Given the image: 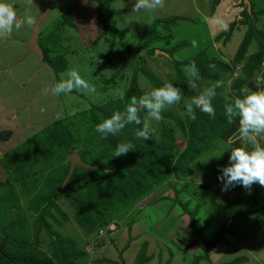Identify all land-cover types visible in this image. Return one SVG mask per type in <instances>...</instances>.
Returning a JSON list of instances; mask_svg holds the SVG:
<instances>
[{
  "label": "rangeland",
  "instance_id": "374dc122",
  "mask_svg": "<svg viewBox=\"0 0 264 264\" xmlns=\"http://www.w3.org/2000/svg\"><path fill=\"white\" fill-rule=\"evenodd\" d=\"M214 1L165 0L164 7L154 12H134L135 0H4L14 7L17 20L23 22L19 30L14 28L10 35L0 38V97L10 112L6 124L0 121V159L3 157L1 165L6 172V182L11 186L3 190L6 205H0V227L3 228L0 241L6 243L9 250L14 249L13 243L23 242L30 256L59 264L52 238L44 230L48 228L61 240L73 241L77 250L83 252L76 264H135L142 251L151 256L147 264H223L235 260L237 264H264V214L259 218L251 217L250 222L239 219L230 226L232 232L225 231L223 239L204 253L206 247L200 240L211 241L225 222L214 211L212 219L209 218L215 205L211 199L221 189L213 181L216 162L224 160L220 166L226 167L232 149L222 140H212L209 148L188 165L192 176L176 178L172 174L152 183L142 197L124 204L115 202L108 211L97 206L96 199L90 196L94 188L88 178L102 177L96 169L86 176L82 167H76L72 181L62 188L69 157L74 152L91 166H94L93 158H99L96 160L105 168L122 160V157H113L116 145L132 141L135 124L104 139L95 131L94 120L98 118L101 123L114 112L124 110L130 99H119L118 91L123 90L126 95L137 85L143 95L165 81L181 89V102L166 107L162 121L151 122L156 132L150 139L158 144L167 127L175 136L174 155H179L188 143L185 129L184 132L179 130L176 119L184 128L189 127L188 116L182 113H186L184 102L190 100L180 87L177 75L186 77V66L195 62L203 69L215 58L224 60L229 69L220 70L219 81H223V86L216 89L215 99L228 94L226 103L237 97L236 83L243 75L249 76L252 70L249 77L263 79L259 73L262 75L264 71V58L262 65L252 63H256L259 51L264 48V0H248L246 4L243 0L242 5L240 0H217L216 5ZM219 1L235 9V14L222 15L220 20L211 19ZM250 2L254 6L247 14ZM46 7L51 10L39 27L37 44L43 51L40 59L37 54L29 55L27 42L33 25L26 23V17L31 16L36 21ZM237 14L242 18L237 19ZM226 18L227 27L220 35L228 43L216 41V29L224 25ZM103 24L112 26L122 36L113 34ZM207 25L215 31L211 35L204 32ZM250 28L254 34L251 37ZM223 43L227 45L222 47ZM151 49L155 54L149 53ZM166 52L171 53L172 63L162 55ZM50 61L56 66L52 67ZM174 62L179 73L172 69ZM144 68L152 72L154 80L143 75L141 69ZM71 69L92 83L96 92L74 90L59 96L50 91L48 95L42 94L43 89H51L62 74ZM215 82L200 81L199 90L202 92ZM41 107L46 111L42 112ZM58 113L62 118L57 119ZM146 116L144 112L143 118ZM54 127L62 129L58 139L49 146L43 145L41 133ZM31 155L32 159L28 160ZM176 159L174 156L171 162ZM188 185L195 195L183 189ZM59 188L64 192L55 199L54 205L48 200L41 205L36 201L39 193L49 199ZM260 188L264 191V187ZM174 190L179 194H174ZM175 196L190 209L198 205L197 201H202L196 227L210 221L203 233L189 230L191 219L182 215ZM171 206L176 210L169 211ZM78 208L84 210L87 230L81 225ZM204 208L209 210L208 215ZM94 209L96 213H104L106 223L102 227L103 223L96 221ZM230 224L231 221H227L225 226ZM38 228L39 234L35 237Z\"/></svg>",
  "mask_w": 264,
  "mask_h": 264
},
{
  "label": "trees",
  "instance_id": "16d2710c",
  "mask_svg": "<svg viewBox=\"0 0 264 264\" xmlns=\"http://www.w3.org/2000/svg\"><path fill=\"white\" fill-rule=\"evenodd\" d=\"M97 2V0H94ZM214 3H217V0L214 1ZM252 15V14H251ZM68 20V19H66ZM157 24H160L161 22H156ZM106 25V23H104ZM106 29L113 34H119V32L115 31L112 29V26H105ZM256 33V32H255ZM122 36V34H119ZM250 37L253 36V32H249ZM250 37H247L249 40ZM43 52V51H42ZM45 52V51H44ZM150 54H155V50L151 49ZM165 60L169 61L172 63V55L170 52H166L164 54ZM264 58V48L259 51V57L256 59V63H252L254 66L258 64L262 65V61ZM54 61H50V64L52 67H55L56 65L53 63ZM183 61H181L182 63ZM176 63L172 65L173 71L176 73H179L178 67H175ZM210 65H214L215 67H210ZM199 66V65H196ZM217 66L221 67L219 69ZM58 69V68H57ZM227 70L229 67L227 65H220L218 64L215 60H211L210 62L207 63L205 68L201 69L199 66V74H200V79L196 81L197 83V88L196 89H191L188 85V76L183 77L180 75H177V81L181 85H179L182 90L185 92V95L191 100L192 97L197 96L201 93L199 90L200 86V81H210V82H215L221 79L220 75V70ZM254 69V67L252 68ZM216 71V72H215ZM141 72L143 75H145L149 80L153 79L154 80V75L152 72L147 71V69H141ZM252 72V70H251ZM249 72V76L252 75V73ZM182 75V74H181ZM248 76V77H249ZM261 77L264 79V71L262 72ZM137 78V77H136ZM252 79V78H251ZM134 84L135 79H133ZM162 83V82H158ZM202 83V82H201ZM239 89L236 90L235 96L239 97L240 95V89L245 82L243 80L237 82ZM131 92H128L125 95L126 101L131 99L132 96H141V91L140 89L137 88V85L134 87H131ZM228 94L225 96H220L221 99L216 100L215 97L212 99V105L215 108V118L213 119L212 117L208 116L207 114L203 113L200 111V109H195V114H196V119L192 120L188 117V128H184V125L182 122L176 119V122L178 123V128L182 132H184L187 135V143L188 145L186 146V149L179 155H174L175 154V136L172 135V130H166L168 129L166 127L165 133L161 140L159 141L158 144L153 143L150 139L144 141L143 139H138L135 136V133H132V141L131 143L134 145L133 150H129V152L126 155L120 156L122 157L120 163H114L112 164L111 167L105 168L101 165H99V158H93V165H90V169L86 170L84 169V174L86 176H90L89 172L93 171V169H96V171H99L102 174L101 178H88L89 182L91 184V187L94 189L91 191L90 196L94 197L95 202H97V206L100 205L101 207L105 208L107 211L110 209L112 205H115V202L124 204L128 200H133V199H138L142 197V195L147 192V189L152 186V183L160 182L165 180L166 178L170 177L172 174L175 175L176 178L179 176H184L187 178V176H192L193 172L190 168H187L188 165L191 162L196 161L202 152L206 149L209 148L210 143L212 140L219 139L222 141H225L228 137L229 132H231V126L234 123L236 119H234L233 123L229 124L227 117L225 115V106L228 104H231L234 99L228 100V103L224 102L226 101V97ZM96 110H99L102 112V109L96 108ZM143 113L141 112V118L143 119ZM88 117L87 119H89ZM172 119V118H171ZM96 126L99 124L98 123V118H94ZM173 120V119H172ZM175 120V118H174ZM175 126V123H174ZM142 125L137 126L135 125L136 131L138 128H141ZM59 132H62V129L59 127H54L52 130L48 129L41 133V139L43 142V145L49 146L51 143L55 140L58 139V134ZM167 133V134H166ZM66 135H69L67 131L65 132ZM101 135V138L105 137ZM69 137V136H68ZM174 137V138H173ZM54 138V139H53ZM264 144V142H263ZM117 146V145H116ZM174 156H177V159L174 161V163L171 162ZM33 155L28 157L32 159ZM229 158V156H228ZM228 158H225L226 160ZM27 159V158H26ZM98 159V160H96ZM28 160H26V165L28 163ZM216 161V158H215ZM224 161V160H223ZM216 162L218 163L216 168L214 169V179L213 181L217 183L221 189L223 187V183L221 180L218 179V177L222 174L221 169L224 168L225 166H220V164L223 162ZM89 165V164H88ZM229 165V161L227 162L226 166ZM78 167V166H76ZM75 167V168H76ZM21 168H23L21 164ZM75 168L73 170V173L67 182L70 183L72 181V178L75 174ZM81 168V167H78ZM107 169V170H105ZM68 173V171H67ZM67 175V174H66ZM93 176V175H92ZM66 184V185H67ZM90 184H87L88 186ZM190 185L183 187L184 190H188V192H191L193 195L195 193L192 192V190H189ZM215 186V185H214ZM11 186H9L5 180V182L0 183V205L5 204L6 201L3 197V195L6 193L3 190L4 189H10ZM64 189V188H63ZM63 189L59 188L58 192L55 191L53 195L49 198L46 199L42 195L43 193H39L37 195L36 201L38 202L39 205L45 202V200H48L51 202V205H54L55 199L59 197V195L63 194ZM221 189H218L214 194V196L211 200L214 202V207L212 210L209 212V218L210 220L212 219V213L213 211L216 212L218 217L222 218V221L224 222L223 228L218 229L216 234L213 236L211 241H205V240H200L201 243H204L206 249L204 253H208L209 250H212L213 247H215L216 243L223 239V235L226 233L225 231L232 232L231 225H233L236 221L239 219H245L246 221L249 220L251 217H257L259 218L261 214H264V191H261V188L258 183H255L252 185L250 189V194L249 190L245 189L242 185H235L234 187H231L227 191H222ZM232 192H235V194H230ZM174 194H179L178 191L174 190ZM176 197V196H175ZM177 198V197H176ZM235 200L233 201L232 199ZM171 199H168L170 201ZM230 200V201H228ZM200 201V200H199ZM225 201V202H224ZM177 202L179 205L182 207V215H187L191 219V225L189 230L196 231L199 234L203 233L206 228L209 225V220L205 221V223L200 226L199 228L197 226V215L199 213V209L202 207L201 205L203 204L202 201L198 202V205H194L192 209L189 208V205L187 207L186 204H182L180 200L177 198ZM223 204H222V203ZM219 203V204H218ZM218 204V205H217ZM221 207H223V210H221ZM94 206H91V210H93ZM90 209V207H89ZM105 210V212H106ZM206 213L209 211L206 208H204ZM46 212V211H45ZM92 213V211H91ZM94 215L96 217V221L98 223H103L101 227L106 223L104 213H96L94 209ZM215 214V213H214ZM80 222L83 228L86 230L88 229V220L85 217L84 210L82 211L81 208H78V216H80ZM208 215V213H207ZM183 217V216H182ZM231 221V224L226 227L225 224L226 222ZM2 229L0 227V231L2 232ZM45 232L51 236L52 238V245L54 248V253L55 257L59 260V264H76L75 261L76 259H80L83 257L82 251H78L76 244L67 239V240H61L59 237H57L55 234H53L50 229L44 228ZM190 232V233H191ZM225 232V233H224ZM39 234V228L35 232V237H37ZM26 243L24 244L23 242L19 243H13V250H9L6 246V243H3V241H0V264H52L51 261H44L40 258L33 257L32 255L30 256L28 254V251L26 250L27 248L25 247ZM12 246V245H11ZM23 249V250H22ZM208 250V251H207ZM24 251V252H22ZM82 252V253H81ZM151 256H148L145 254L144 251L138 253L135 264H146L150 261ZM238 261H233L230 263H223V264H237Z\"/></svg>",
  "mask_w": 264,
  "mask_h": 264
},
{
  "label": "clouds",
  "instance_id": "9594fccd",
  "mask_svg": "<svg viewBox=\"0 0 264 264\" xmlns=\"http://www.w3.org/2000/svg\"><path fill=\"white\" fill-rule=\"evenodd\" d=\"M165 0H135L133 5L134 12H154L158 8L164 7ZM28 25H34L36 21L31 17H26ZM23 22L17 20V13L11 4L0 0V38L10 35L13 29L19 30ZM193 46L195 42H193ZM210 67H215L210 65ZM188 76V85L191 89L197 88L196 81L200 79L199 69L195 62L186 66L184 69ZM66 77V78H65ZM223 86V81H216L211 87L204 89L199 95L185 101L186 114L190 119L195 120V109L215 118V108L212 99L216 95V89ZM74 90H82L86 93H95L96 87L89 81L82 78L80 73L71 69L62 74V78L51 89L42 90L43 95L59 96ZM242 96L236 97L231 104L225 106V115L228 123H233L238 119L241 146L231 149L229 165L221 169L218 177L222 181V191H227L231 187L239 184L249 190L253 184L258 183L264 187V90L252 91L247 86L240 89ZM119 99L124 100L125 93L120 90L116 93ZM115 98V97H114ZM182 92L179 87L171 82L165 81L162 86L147 92L140 97L133 96L126 104L123 111L114 112L109 118L99 123L95 131L102 134L105 138L108 135L120 133L127 125L135 124L138 128L135 136L144 141L153 139L156 129L151 122H160L164 119L162 112L166 107H171L180 103ZM42 112L46 108L41 107ZM141 112H146L147 116L141 118ZM73 115L75 112L72 113ZM62 118L57 114V119ZM250 146V147H249ZM131 142L120 143L117 145L113 157L126 155L129 150H133ZM237 222V221H236Z\"/></svg>",
  "mask_w": 264,
  "mask_h": 264
},
{
  "label": "crops",
  "instance_id": "0c3cea01",
  "mask_svg": "<svg viewBox=\"0 0 264 264\" xmlns=\"http://www.w3.org/2000/svg\"><path fill=\"white\" fill-rule=\"evenodd\" d=\"M242 1L243 0H240V5H242ZM249 2V1H248ZM219 4L217 5V8H216V10L214 11V16H212V18L211 19H222V15H225V16H231V15H233V14H235V9H230L231 8V6H229V5H226V6H223V3L222 2H218ZM244 3H245V1H244ZM246 4V3H245ZM216 5V4H215ZM254 5L250 2V4H248V6H247V14H250L251 12V10H252V7H253ZM230 7V8H229ZM240 8V7H239ZM238 8V9H239ZM204 9V8H203ZM241 9V8H240ZM201 13H204L205 14V12H201ZM236 18L237 19H241L242 17L240 16V14H237L236 15ZM220 22V21H219ZM226 22H227V18H226V20H224V25H222V24H220V23H218V24H220L219 26H218V28L216 29L217 30V38H216V41L217 40H222V42H227V41H225L224 40V36L223 35H220V33L224 30V28H226L227 27V25H226ZM207 23V22H206ZM208 24V23H207ZM208 26V25H207ZM204 32H206V33H208L209 35H211V32H215V31H212L211 29H210V27L208 26V27H206V29H205V31ZM228 43V42H227ZM227 43H223V45H222V47H224V46H226L227 45ZM215 61L218 63V64H220V65H225V61L224 60H219V58H215ZM227 65V64H226ZM228 66V65H227ZM229 67V66H228ZM260 74V76H261V73H259ZM244 76V78H242V80L245 82V86H247L250 90H252V91H261V90H264V80L262 79H259V78H257V76L255 77V76H253L252 77V79H251V77H248V76H246L245 77V75H243ZM242 76V77H243ZM222 77V76H221ZM249 78V79H248ZM241 96H242V94H241ZM7 106H6V103H5V101H4V99H2L1 97H0V115H2L3 116V119L1 118L0 119V121L1 122H3L2 120H4L5 122V124L8 122V119H9V117H10V112H8L7 111ZM231 132H229V134H228V137H227V139L225 140V141H223L225 144H229L228 146H229V149H231V148H235V147H239V146H241V140H240V133H239V123H238V119H236L235 121H234V123L232 124V126H231ZM263 142L264 141H261V143L263 144ZM250 147V146H249ZM5 157V156H4ZM3 158V157H2ZM0 159V183H3V182H5V178H6V172L4 171V166L3 165H1L2 164V161H3V159ZM4 178V179H3ZM230 191H231V189H230ZM230 194H235V192H232V193H230ZM233 201L235 200V198L234 199H232ZM173 206V205H172ZM171 206V208L169 209V211H172V209L174 208V207H172ZM165 208V207H164ZM173 210H176L175 208L173 209ZM190 236V235H189ZM187 239H188V241H190L189 240V237H187ZM189 244H190V242H189ZM190 249V248H189ZM188 249V250H189ZM186 251V250H185ZM184 251V252H185ZM124 254V253H123ZM122 254V255H123ZM120 256H121V254H120ZM124 259V258H123ZM177 259H179V257L177 258ZM152 259H150V261H151ZM149 261V262H150ZM107 263H108V261H106ZM115 263V262H114ZM147 264V263H146Z\"/></svg>",
  "mask_w": 264,
  "mask_h": 264
},
{
  "label": "water",
  "instance_id": "95a60500",
  "mask_svg": "<svg viewBox=\"0 0 264 264\" xmlns=\"http://www.w3.org/2000/svg\"><path fill=\"white\" fill-rule=\"evenodd\" d=\"M244 1L247 3L248 0H244ZM50 10L51 9L49 7H46L44 12L38 17V19L36 20V23L33 25V28H32V35L30 36V38L27 42V46L29 48V55L37 54L40 59L43 57V52H42L41 48L39 47V45L37 44V41L39 39V33H40L39 27L47 18L48 14L50 13ZM76 166L85 168L86 170L90 169V165L83 162V160L81 159V157L78 153H76V152L72 153L71 156L69 157L68 173L65 176V179L62 183V188H64L65 185L67 184V182L69 181V179L73 173V170Z\"/></svg>",
  "mask_w": 264,
  "mask_h": 264
},
{
  "label": "built area",
  "instance_id": "2783aa9c",
  "mask_svg": "<svg viewBox=\"0 0 264 264\" xmlns=\"http://www.w3.org/2000/svg\"><path fill=\"white\" fill-rule=\"evenodd\" d=\"M99 233H102V230H99Z\"/></svg>",
  "mask_w": 264,
  "mask_h": 264
}]
</instances>
